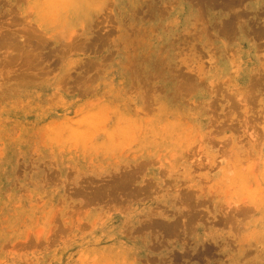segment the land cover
Returning <instances> with one entry per match:
<instances>
[{"label":"rangeland","instance_id":"obj_1","mask_svg":"<svg viewBox=\"0 0 264 264\" xmlns=\"http://www.w3.org/2000/svg\"><path fill=\"white\" fill-rule=\"evenodd\" d=\"M0 264H264V0H0Z\"/></svg>","mask_w":264,"mask_h":264},{"label":"bare ground","instance_id":"obj_2","mask_svg":"<svg viewBox=\"0 0 264 264\" xmlns=\"http://www.w3.org/2000/svg\"><path fill=\"white\" fill-rule=\"evenodd\" d=\"M138 176H139V175H138ZM136 177H137V176H136ZM133 179H134V178H133ZM135 179H136V178H135ZM134 182H135V181H134ZM132 183H133V182H132ZM153 224H154V223H153ZM165 225H167V224H165ZM173 225H174V224H173ZM175 226H176V225H175ZM175 226H174V227H175ZM167 229H168V228H167ZM168 234H169V233H168Z\"/></svg>","mask_w":264,"mask_h":264}]
</instances>
